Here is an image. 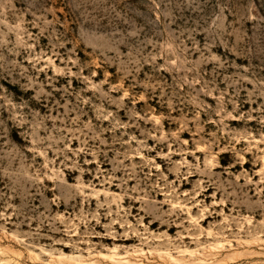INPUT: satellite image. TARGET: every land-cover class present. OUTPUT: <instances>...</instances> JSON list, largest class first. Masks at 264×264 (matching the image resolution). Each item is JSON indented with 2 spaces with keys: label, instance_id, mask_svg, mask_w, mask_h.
<instances>
[{
  "label": "rangeland",
  "instance_id": "1",
  "mask_svg": "<svg viewBox=\"0 0 264 264\" xmlns=\"http://www.w3.org/2000/svg\"><path fill=\"white\" fill-rule=\"evenodd\" d=\"M0 264H264V0H0Z\"/></svg>",
  "mask_w": 264,
  "mask_h": 264
}]
</instances>
